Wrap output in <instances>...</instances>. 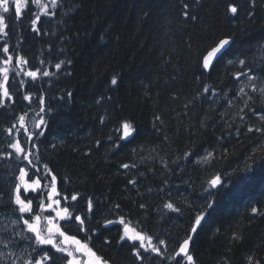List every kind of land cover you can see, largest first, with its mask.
Listing matches in <instances>:
<instances>
[{"label": "trees", "instance_id": "16d2710c", "mask_svg": "<svg viewBox=\"0 0 264 264\" xmlns=\"http://www.w3.org/2000/svg\"><path fill=\"white\" fill-rule=\"evenodd\" d=\"M9 3L10 13L0 9V69L12 57L8 81L0 71L11 97L0 88V210L13 200L19 165L41 185L47 165L114 264L133 258L131 245L117 244L120 217L171 248L191 235L193 264H264V0H57L47 14L28 0L19 18ZM223 38L230 45L206 71L203 57ZM17 57L28 63L17 66ZM36 69L37 79L24 75ZM31 115L45 123L19 138L30 164L8 132ZM125 121L134 131L121 139Z\"/></svg>", "mask_w": 264, "mask_h": 264}, {"label": "snow or ice", "instance_id": "6c2138e0", "mask_svg": "<svg viewBox=\"0 0 264 264\" xmlns=\"http://www.w3.org/2000/svg\"><path fill=\"white\" fill-rule=\"evenodd\" d=\"M198 2V0H197ZM28 3V0H14V4H15V14L17 16V18H19L21 16V9L25 8V5ZM31 3L36 4L37 6L40 7L41 12H44L45 14H47L46 12V8L44 5L41 4V0H31ZM51 4L53 7H55L57 5V0H51ZM184 8H188V4H184ZM0 9L3 10V13H10L11 11V6L9 3V0H0ZM228 12L232 13V14H237L238 9L236 6L234 5H229L228 6ZM184 15L187 17L189 16L188 12H184ZM249 15H252L251 12H249ZM40 19L39 16L36 17V19L32 20V25H33V30L35 29V25L37 23V21ZM192 20H195L196 17L195 16H191ZM4 25H5V16L0 15V32L4 31ZM229 40L228 39H222L218 42V44L213 47L210 51L207 52V55H205L203 57V64L202 67L205 70H208L210 68L211 65H213L214 59H218L220 57V55L223 53V50L225 49V47L229 44ZM3 51L5 53L8 52V48L7 46H5V48L3 49ZM12 60V57L9 56L7 60L4 61V64H8L10 63ZM28 62L23 58V57H17L16 58V64L17 66L20 65H26ZM43 63V61H42ZM229 63H233V61H229ZM240 64H245L244 60H240L239 61ZM60 64H56L55 67L57 69L60 68ZM0 71H3L5 73L4 75V80L8 81L9 77L7 75L8 69L4 68V69H0ZM40 69H36L35 71H25L24 75L31 77L33 80L37 79L38 73H40ZM42 75L47 77L50 75L49 72L47 71H43ZM240 75H247V73H238L237 77H239ZM258 77H253L251 75L247 76L248 81L252 82L255 79H257ZM23 81H21V86H23ZM111 83L113 85H115L117 83V80L115 77H113ZM251 88L252 91H257V87L256 84L253 82L251 83ZM0 88H3V97H7L8 99H11V97L9 96V92L8 89L6 87H4L3 84H0ZM205 91H207V89H205ZM260 93L262 95H264V87H261L259 89ZM244 93V87H241L239 89V91L237 92V95H240ZM25 100H29L30 97L29 96H25L24 97ZM249 99H251V97H249ZM4 104V100L3 98H0V106H2ZM41 104H43V98L41 97ZM229 104H231V101H229ZM245 106L247 107V103L245 104ZM44 109L41 108V111H43ZM241 111H243V109H241ZM25 115H27L25 113ZM24 116L19 117V121H20V125L21 128H24ZM157 119H159V117H157ZM241 119H243V117H241ZM260 119L262 121H264V116H261ZM101 122L103 123V118H101ZM45 123L43 117H40L39 120L35 123V127L39 128L41 127V125H43ZM13 127H15V125H13ZM122 128H123V136L121 137V139L127 138L129 137L133 130L132 125L129 122H123L122 123ZM261 129L257 128L256 131H260ZM25 131H27L25 129ZM249 131H252V129L250 128ZM41 135H43V133H40ZM28 139L31 140L32 137L28 136ZM99 143V142H98ZM35 147V145H33ZM9 147L13 148L17 154L18 158H22L23 160H29V156L26 154L23 157H20V153L23 152V148L21 147V144L19 141H17L16 143L10 144ZM29 163L31 164V160H29ZM121 167L123 168H128L129 165L127 164H123L121 165ZM44 168V173H43V178L45 179V183L43 186H41L40 183V179H41V175H37V178L32 180L31 176H29V179L31 180V183H27L25 181V176L28 175V173L26 172L25 168H20V175L18 177V179L20 180V183L15 185L14 188V199H13V203L17 206L16 209H14L13 211H18V213L20 214L18 216L17 219L12 220L10 223L12 225H16L19 222L22 221L23 225H24V229L23 231H27L29 233L33 234L34 237V242L36 245H51V247L53 249H55L56 252L59 253H63L66 254V256L68 257L67 259V264H108L107 261H102L101 258L93 251L92 248H90L88 246V244L86 242L82 243L80 240L76 239L75 236H69L66 235L65 231L61 230V227L58 222V220H65L67 223H71V219L74 216V219L76 222H78L79 225V231L80 232H84L86 231V224L85 221L86 219H88V217H84L82 218L81 215H74V211H70L69 209L72 207V205L68 204L67 206L64 207H59L61 204V200L58 198L60 196V192L57 191V177L56 175L52 174V170L48 168L47 165L43 166ZM37 173H40V170L37 169ZM51 176V181L48 182L47 181V176ZM129 183H134V181H129ZM221 183V178L219 176H216L214 179H212L210 181V186L212 188H216L217 185H219ZM23 185L24 187V191L27 192L28 189H32V191H36L37 189L40 190L39 195H40V201H39V208L40 211L36 212L34 207H33V200L35 199V197H33L32 199H29L27 196H24V198H22L21 195V186ZM47 191V196L45 197L44 192ZM65 203L67 204L68 201V197L64 196L63 197ZM45 200H47V203H45ZM71 200L72 201H77V195L74 194L71 196ZM57 206L56 208H54L53 206ZM116 208H119V205L115 206ZM141 207L143 208L144 205H141ZM209 208L212 207V204L208 205ZM164 208L173 211V212H177L179 211V209L177 207L174 206L173 203H166L164 205ZM47 210H53L56 211V218L54 220V218L51 216V214L49 213L48 216H44L43 213ZM94 205H93V200L90 198L88 201V212H94ZM252 213L256 214L258 212L257 208L253 207L251 209ZM24 214H28V217L25 218ZM203 219V214L197 215L195 218V223L192 226L191 231L193 233L197 232V226H199L201 224V221ZM45 221V224H42L41 221ZM120 224H123L124 226V232L123 235L120 236V240H125V238H127V240L129 241H140L139 247L143 248L145 251H148L149 249H151L153 252L159 254V249L153 245L151 243L152 241V237L150 236H145L143 234H141L140 232L136 231L134 228H130L129 225L127 223L124 222V218L120 217L119 221H116ZM107 224H112L114 223V221H106ZM23 231L21 232H17L16 235L17 236H22L23 235ZM57 235L59 237H62L61 240H57ZM33 237H26L27 239H33ZM234 239H237L238 237L233 236ZM89 239H91V237H89ZM192 239V236H188L187 239H185L183 241V243L179 246V252L177 253V255L180 254H184L187 256V260H188V264H192L193 262V257L191 255H187L188 253V247H189V241ZM147 240L148 241V246L145 247L144 241ZM165 242L163 240L160 241V244H164ZM74 245V251L73 250H69V248L66 245ZM5 247H7V244H5ZM133 254L137 256V259H140L141 256L139 254L138 251H136L135 249V245H133ZM82 253L84 257H87V259H81L79 256H77V254ZM51 259L50 255L46 252L45 255L42 257L41 260H36L35 264H43L44 261H47ZM251 260V257L249 258ZM25 264H27V261L25 262ZM177 264H180V262L178 261Z\"/></svg>", "mask_w": 264, "mask_h": 264}, {"label": "flooded vegetation", "instance_id": "af4514ba", "mask_svg": "<svg viewBox=\"0 0 264 264\" xmlns=\"http://www.w3.org/2000/svg\"><path fill=\"white\" fill-rule=\"evenodd\" d=\"M28 173V172H27ZM25 181L27 183H30L31 180L29 179V175L25 176ZM20 183V181H19ZM43 186V185H41ZM40 190L37 189L35 192L32 191V189H28L27 192L24 191L23 185L21 186V195L22 198L24 196H27L29 199H32L35 197L33 200V207L36 212L40 211L39 208V201H40V195H39ZM30 193L32 195H30ZM15 195V193H14ZM45 197L47 196V191L44 192ZM61 200V204L59 207H64L67 206L68 203L66 204L65 202L62 201L63 197L61 198L60 196L58 197ZM14 199V197H13ZM45 203H47V200H45ZM4 210H0V222H8V224L12 221L18 218L20 215L18 211H13L14 209L17 208V206L13 203V200L5 204ZM56 208L57 206H53ZM51 214L53 215V218L55 220L56 214L52 213V211H45L43 215L46 217ZM25 218L28 217V214H24ZM81 215V214H78ZM82 216V215H81ZM65 220H58V224L61 227L62 231L66 232V235L69 236H75L76 239L80 240L82 243L86 242L90 248L93 249V251L101 258L102 261H107L108 264H114L113 260L109 255H107L104 251L102 250H97L96 246L94 243H92L93 236L89 234L88 230L89 227L86 224V231L80 232L79 231V225L78 222L75 221L74 218L71 219V223H67L66 225H62ZM42 224H45V221H41ZM13 227L8 230V227H2L0 228V242L2 241V244H0V264H25L27 261V264H35L36 260H41L42 257L45 255L47 252L51 259L44 261L43 264H67V259L68 257L66 254L56 252L55 249L51 247V245H36L34 242V237L32 233H29L27 231H23L24 225L21 222H19L16 225H12ZM23 231L22 236H17V232ZM26 237H33V239H27ZM91 237V239H89ZM62 237H59L57 235V240H61ZM104 242L107 243V238H103ZM157 239V238H156ZM158 242V240H156ZM122 243H127L128 245H131L130 249V254L133 256V258H127L124 260V264H177L179 261L180 264H188L187 256L184 254L177 255L179 252V246L182 244H178L177 246H174L173 248L163 247L158 244H154L158 249H159V254L153 252L151 249L148 251H145L143 248L139 247L140 241H129L127 238L125 240H120L118 237L117 239V244L121 245ZM137 243V245H135ZM5 244H7V247H5ZM145 247L148 246V241H144ZM133 245H135L136 251L139 252L141 258L137 259V256L133 254ZM69 250L74 251V245H66ZM162 249V250H161ZM174 250V251H172ZM187 255L192 254L188 251ZM81 259H87V257H84L82 253L77 254ZM163 257V260H162ZM193 264V262H192Z\"/></svg>", "mask_w": 264, "mask_h": 264}, {"label": "rangeland", "instance_id": "374dc122", "mask_svg": "<svg viewBox=\"0 0 264 264\" xmlns=\"http://www.w3.org/2000/svg\"><path fill=\"white\" fill-rule=\"evenodd\" d=\"M44 6H45L46 10H47L48 7L51 9V7H52L51 0H47V3H46ZM46 12H48V11H46ZM8 57H9V56H8ZM8 57H7V59H8ZM7 59H6V60H7ZM4 61H5V60H4ZM10 63H11V62H10ZM10 63H8V64H4V62H3V67H2V69H4V68H7V69H8V72H7L8 77H10V75H9ZM2 73L5 75V73H4L3 71H2ZM1 89H3V88H1ZM24 117H25V119H24V128H21L20 121H18V122H15V123L12 124V127H11V129H10V132H8V135H11V136H12V144H13V143H16L17 141H19V138H20L21 136H24L25 139H28V136H30V134H29V130H30V128H31L33 125H35V123L38 121L36 115L24 116ZM13 125H15V127H13ZM28 127H29V129H28ZM25 129H26L27 131H25ZM28 140H29V139H28ZM19 142H20V141H19ZM20 144H21V147L23 148V144H24V143H21V142H20ZM12 149H13V148H12ZM13 151L15 152L14 149H13ZM25 152H26L25 150H24L23 152H21V153H20V156H21V155H23V156L26 155L27 152H26V153H25ZM15 154H16V152H15ZM11 165H12V164H11ZM19 168H21V166H19ZM22 168H24V166H23ZM32 180H34V179H32ZM30 183H31V182H30ZM49 211H52V213L56 214V211H53V210H49ZM52 217H53V215H52ZM2 227H8V230H9V227L12 228L13 226H12L11 223L8 224V222H4V223H3V222H0V228H2ZM155 239H156V238H152V242H153L154 244L161 245L162 248L168 246V247L171 249L170 245H169L166 241H164V242H165L164 244H160L159 242H156ZM156 240H158V239H156ZM0 244H2V241L0 242ZM145 245H147V244H145Z\"/></svg>", "mask_w": 264, "mask_h": 264}, {"label": "bare ground", "instance_id": "6f19581e", "mask_svg": "<svg viewBox=\"0 0 264 264\" xmlns=\"http://www.w3.org/2000/svg\"><path fill=\"white\" fill-rule=\"evenodd\" d=\"M224 39V38H223ZM8 166V165H7ZM6 166V167H7ZM20 166V165H19ZM18 166V167H19ZM14 167H16V166H14ZM10 170H13V168H12V166H11V168L10 167H8ZM9 171V170H8ZM4 187V186H3ZM2 190H4V189H2ZM59 192L61 193V191L59 190ZM8 193V192H7ZM64 194V193H63ZM198 200V199H197ZM71 205V204H70ZM122 226V225H121ZM170 229V228H169ZM141 233V232H140ZM172 233V232H171ZM141 234H143V233H141ZM143 235H145V234H143ZM145 236H150V237H152V238H155L154 236H151V235H145ZM158 239V242L160 243V239L159 238H157ZM145 241H147V240H145ZM163 241H165V240H163ZM167 242V241H166ZM172 251H174V250H172Z\"/></svg>", "mask_w": 264, "mask_h": 264}, {"label": "water", "instance_id": "95a60500", "mask_svg": "<svg viewBox=\"0 0 264 264\" xmlns=\"http://www.w3.org/2000/svg\"><path fill=\"white\" fill-rule=\"evenodd\" d=\"M224 39H228L230 42H229V44L225 47V49L223 50V52L227 49V47H228V46L230 45V43H231V39H230V38H224ZM217 44H218V43H217ZM217 44H216V45H217ZM216 45H215V46H216ZM215 46H214V47H215ZM210 50H211V49H210ZM210 50H209V51H210ZM205 55H207V53H206ZM216 60H217V59H214V62H215ZM214 62H213V63H214ZM211 66H212V65H211ZM211 66H210V68H211ZM210 68H209V69H210ZM209 69H208V70H209ZM208 70H206V71H208ZM122 129H123V128H122Z\"/></svg>", "mask_w": 264, "mask_h": 264}]
</instances>
